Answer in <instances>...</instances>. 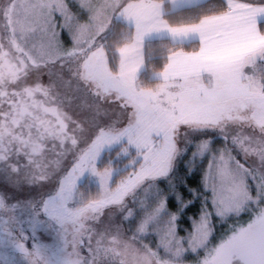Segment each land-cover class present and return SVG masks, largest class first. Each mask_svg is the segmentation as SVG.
Segmentation results:
<instances>
[{
    "label": "snow or ice",
    "instance_id": "6c2138e0",
    "mask_svg": "<svg viewBox=\"0 0 264 264\" xmlns=\"http://www.w3.org/2000/svg\"><path fill=\"white\" fill-rule=\"evenodd\" d=\"M191 9L201 11L187 22L165 19ZM0 20V264H184L200 251L195 264H264V0H0ZM154 61H163L159 70ZM57 62L59 84L30 79ZM61 86L82 94L93 113L87 127L63 110L72 99ZM112 105L123 120L102 124L97 118ZM217 138L258 157V166L245 167L227 147L214 150ZM193 141L189 165L212 153L202 178L212 210L205 197L178 237L192 201L171 182L158 185ZM46 182L52 188L38 200L15 194ZM250 206L249 221L209 247L213 220ZM149 235L159 238L155 249L139 243Z\"/></svg>",
    "mask_w": 264,
    "mask_h": 264
},
{
    "label": "rangeland",
    "instance_id": "374dc122",
    "mask_svg": "<svg viewBox=\"0 0 264 264\" xmlns=\"http://www.w3.org/2000/svg\"><path fill=\"white\" fill-rule=\"evenodd\" d=\"M3 25H4V21L0 20V30L3 29ZM64 32H65V35L66 34L67 35L66 36L60 35L59 41H60L61 45L63 46V49L67 50V49L72 47V42H71V39H70V36H69V33L67 32V30ZM67 40H68V42H67ZM60 67H61L60 63L57 62L55 65H50L49 67L43 68L42 72L39 74H37V73L31 74L30 79H34L36 75H40L42 82L45 84H48L49 82H55V83L59 84L60 83L59 76L61 75ZM64 73L65 74H63V80L67 81L69 79V76H70V74L67 73V67H65ZM74 88H75V85L73 84V89ZM57 91L61 94L62 97L64 96L65 92H68V98L72 99V102L68 103L66 101L62 105L63 110L66 111L74 120H77L78 122H83L85 124V126L87 127L93 119V113H90L88 111L87 107L84 106L85 101L83 100V98H77V97H81L82 94L74 93L73 91L68 90L65 86L59 87L57 89ZM105 110L107 112V115H105V111L102 110L101 117L103 119H101L99 117L97 118L99 120V122H101L102 124L104 122H107L110 120H123V116H122L119 108L116 105L105 106ZM251 132H252V130L249 129L246 134H251ZM257 136H258V132H257ZM203 138H206V137H201V139H203ZM196 142L197 141L192 142L193 147L188 150L187 155L184 156L183 159L179 162V164L176 167L175 172L170 177V179L165 180L163 183L159 184L158 186L163 189L170 182L172 184L176 185L178 183L176 181L180 180L182 186L185 188L187 193H189V190H194L193 195L194 194L198 195L197 199L193 200L192 197H188L184 201L186 203L188 201H192L191 205L187 209H196V211H197L196 218H198L201 208L204 207L205 197H207L209 200V203L207 205L208 210L209 211L212 210L211 202H210L211 201V193L206 192L204 190L203 184H202V178H203L205 171L207 170L208 163L212 158V153H209L207 157L203 158L202 162H201V158L197 157V161H196L195 166L189 165L188 161L192 158V152L195 151V143ZM180 147L183 148L184 145L181 144ZM212 147L214 150L227 147L231 151L232 156H234L236 158V160H239V162L241 164H244L245 167H254V166H258V164H259L258 157L253 156V155H249L246 157L244 155V153L242 151H240L238 148H233L231 143L225 145V142L222 139H219V138L215 139V142L213 143ZM112 155H115V153H112ZM133 155H135V153H133ZM217 155H218V153H217ZM49 158H51V157H49ZM130 158L131 157H129V159ZM71 159H72L71 156L67 157L68 163L66 164V167H68V168L71 167ZM107 159H108V156L106 154L105 155V161ZM20 163H21V165H23L26 163V161L24 159H21ZM105 166H106L105 163H101L99 167L102 170ZM138 166L139 165H137V167ZM181 167H182V170H184V171H182L181 173H178V169H180ZM190 169H194V170L190 171ZM129 171H132V169H129ZM127 174H128L127 172L121 173L119 176H117L115 178V181L118 182L120 179L127 176ZM20 175L23 176V173H21ZM13 179H15V176H13ZM4 184H5V177L3 174H0V188H3ZM112 187L113 188L115 187V182L113 183ZM51 188H52V185L48 184L47 182L45 183V186H41L40 184H36L33 187H29L27 185V183H25V185L22 188L21 187L16 188L15 194L20 199H37L38 200V199H40V196L43 192L49 191V190H51ZM95 192H96V189L94 191L92 190L93 195L95 194ZM173 201H175V199H173ZM178 207H179V205L176 206L177 209H178ZM252 207H255V206H250L249 210L242 212L239 216L233 215L230 218H226L223 220L218 219V218L214 219L213 220L214 233H213V236L210 238L209 247L218 243L221 238H223L226 234H228L229 229L231 227L246 224L249 221V219L251 218V215H252L251 208ZM169 211L173 212L171 209H169ZM113 219H115V218L113 217ZM163 219L166 220L167 217H164ZM106 223H107V219H105V224ZM115 224H119V220H115ZM126 226H128V224H124L122 226V228L125 230ZM94 227L96 228L97 232H100L103 230V226H101V225H94ZM181 227H182L183 234H182V236H179V235H177V236L178 237H186L187 232L191 230V226H190V228H188V225L184 224ZM87 235L88 234H85L84 247L80 249L81 255L85 256V257L88 256V243H89V241H88ZM42 236H43V238H45V242H48V243L51 242V239L47 237V233H43ZM131 236L132 235H129L126 231H124L123 237L125 239L128 237H131ZM153 236H154V238L152 239L153 240L152 245L150 244V241H149L150 238L149 239L148 238L142 239L139 241V243L149 244L153 249H155L156 243L158 242L159 238L155 235H153ZM70 238L71 237H69V239ZM97 238H98V236L93 235L92 240H91V244L93 247H95V242H96ZM184 246L187 247V244L185 243ZM69 250H71V249H69ZM203 255H204V251H200L199 257L196 256L195 254H188L185 257L184 264H195V261L197 259H199L200 257H202Z\"/></svg>",
    "mask_w": 264,
    "mask_h": 264
},
{
    "label": "trees",
    "instance_id": "16d2710c",
    "mask_svg": "<svg viewBox=\"0 0 264 264\" xmlns=\"http://www.w3.org/2000/svg\"><path fill=\"white\" fill-rule=\"evenodd\" d=\"M247 1H249V2H260V0H247ZM212 2L219 4L220 3V0H212ZM69 3L72 4V0H69ZM72 10L74 12L76 11V7H75L74 4H73V7H72ZM200 11H201L200 9H191V10L184 11V12H178V13H176L175 16L166 17L165 19H168L170 23L187 22V17L192 16L194 14H197ZM56 21L58 23H62L61 17L57 16L56 17ZM117 27H118V29L119 28H122V26H117ZM261 27L264 28V25H262ZM56 31H58L59 33H61V29L59 27L56 28ZM60 35L61 36H66L67 34L65 35V32L63 31ZM67 42H68V40H67ZM157 47H158V45H157ZM191 48H192V46H189L186 50H191ZM110 55H111V53H110ZM117 60H118V57H116V61ZM116 61H114V62H116ZM162 63H163V61H154L153 62V64L156 67V70H159L160 69V67L162 66ZM126 162H127V160L123 161V163H126ZM182 171H184V170H182V167L180 169H178V173H181ZM176 182H178L176 184L177 185L176 191L183 193L184 200H186L188 197H192L193 200H196L197 199V196L198 195H196V194L189 195L187 193V191L185 190V188L182 186L180 180H177ZM94 190L95 189H93V191ZM82 191H83V189H82ZM176 206H177L176 202L172 200L170 202V204H169V209H171L173 212H176L177 211ZM196 215H197L196 209H187V210L183 211V214L180 215L179 216V219H178V223H177L178 232H177V235L182 236V234H183L182 227H181L182 225L186 224V225H188V228H190V226H191V224H189L190 223V218H194V217L196 218ZM128 227H129V225L126 226L125 231L129 235H132V232L131 231H127ZM147 238L148 239L150 238L149 241H150V244L152 245V243H153L152 242L153 241L152 239L154 238V236L153 235H151V236L149 235ZM147 238H145V239H147Z\"/></svg>",
    "mask_w": 264,
    "mask_h": 264
},
{
    "label": "crops",
    "instance_id": "0c3cea01",
    "mask_svg": "<svg viewBox=\"0 0 264 264\" xmlns=\"http://www.w3.org/2000/svg\"><path fill=\"white\" fill-rule=\"evenodd\" d=\"M247 2H249V1H247ZM252 3H258V2H252Z\"/></svg>",
    "mask_w": 264,
    "mask_h": 264
}]
</instances>
